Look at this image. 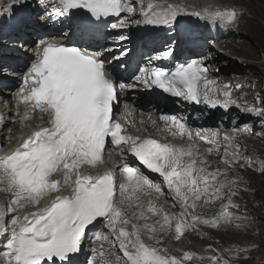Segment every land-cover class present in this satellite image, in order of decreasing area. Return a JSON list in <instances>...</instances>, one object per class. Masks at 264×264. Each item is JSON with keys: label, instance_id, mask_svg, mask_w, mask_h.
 I'll return each mask as SVG.
<instances>
[{"label": "snow or ice", "instance_id": "1", "mask_svg": "<svg viewBox=\"0 0 264 264\" xmlns=\"http://www.w3.org/2000/svg\"><path fill=\"white\" fill-rule=\"evenodd\" d=\"M27 3L11 0L7 16H15V9ZM38 3L46 22L68 29L65 37L76 39L71 46L41 41L35 62L23 76L18 98L26 106L25 118L29 109L38 111L46 114L47 125L34 127L21 136L17 147L0 155V184L5 185L12 203L35 209L10 218V235L9 218L0 212V264H73L86 240L92 245L85 264H203L205 260L235 264L240 253L249 249L218 250L208 245L206 251L213 254L207 257L187 250L177 255L173 251L180 253L181 248L173 250L169 243H182L191 234L199 235L203 227H247V216L229 210L238 209L232 198L245 183L238 171L256 166L247 144L238 138L239 129L234 127L233 134L225 132L222 137L219 131L200 137L210 145L201 148L183 116L160 117L173 136H186L179 143L129 134L114 117L121 100L118 89L154 87L187 105L226 110L235 103L230 94L214 86L209 79L213 69L200 57L177 60L172 69L138 67L130 83H118L111 62L123 61L131 50L95 44L97 25L107 18H117L110 25L117 30L131 24L174 26L185 9L167 0H147L146 5L140 0V19H129L122 15L136 13L129 0ZM186 14L229 25L239 15L234 8ZM174 51L166 50L152 60H171ZM236 107L248 115L256 111L261 128L257 135L264 139V108L254 109L248 103ZM110 151L119 155V175L105 167ZM213 155L215 161L210 159ZM88 167L104 170L96 174L82 170ZM259 168L264 169V160ZM61 174L62 181L54 178ZM62 186L70 189L68 194H57ZM44 199L47 203L41 206ZM218 202L220 210L207 218L203 210Z\"/></svg>", "mask_w": 264, "mask_h": 264}, {"label": "bare ground", "instance_id": "2", "mask_svg": "<svg viewBox=\"0 0 264 264\" xmlns=\"http://www.w3.org/2000/svg\"><path fill=\"white\" fill-rule=\"evenodd\" d=\"M31 1L33 2V4H31V5L34 6V12L37 16L36 15L33 16V13L31 12V15L28 18L24 19L22 25L17 29H11L10 27L5 26L4 23L2 24V26L5 29L0 31V43L3 42L4 44L2 43L3 45H0V47H4V49L0 50V62H3V66H7L8 70L3 73V76L0 73V83H3V82L8 83V82L12 81L13 77H15V75L12 71H15L19 68V65L16 64V62L19 60L18 57L20 58L21 56H24L18 50V48H19L18 44L17 45L13 44V42H11V40L13 38H16L17 34H20V36L17 37V39H20L22 41V45L24 46L23 48H26V46L29 45L26 34L33 37L38 32L36 27L38 25H40L41 22H43L45 24H49V25H54L50 21H47V22L45 21V19H44L45 13H44L43 9L39 6L38 0H31ZM160 1L161 0H158V2H160ZM130 2L133 3V2H135V0H130ZM144 2L147 3V0H144ZM2 3H5V0H2ZM170 3L181 5L185 9L184 14L189 19V21H188L189 23H187V29L189 30L188 31L189 33L180 35L175 40L172 41V45L174 46V49H175L174 52H176L177 55H179L181 53V51L185 52V50H187L188 48H190L189 49L190 51H193L195 49H199V52L204 53L203 59H205L210 64V66L212 67V69H213L212 73H215V69L219 65H221V63L224 60V57H227L229 55H236V57H238V58L244 57L248 60H254V59H255L254 61L258 60L259 61L258 64L260 65V67H264V61H262V57H264V27L258 26L260 24L258 21L259 16L257 17V15H256V13H258L259 9H260V8L258 9V7L259 6L264 7V0H225L222 5L219 4L221 6L217 5L219 7H217V6H216L217 8L214 7L215 8L214 10L219 9L221 11L234 8L239 14L237 20L230 25L226 24L224 22H221V23H223L224 28H231V30H233V32L231 31L232 36L230 38L225 39V40L220 39L221 41L220 40L215 41L214 37H216L218 35V33L223 31V27H218L219 32H214L213 31L214 28L212 25H210L209 27H207V25H206V24H209L210 22H206L204 19H200L196 16L186 14V13H190L193 11L202 12L205 9H207V6L199 5V3L196 0L194 2H193V0H182V2H180L179 0H172V1H170ZM191 4L196 5V8L192 7ZM209 10H213V8L209 9ZM246 10L248 12H250V16H248V17L245 16ZM260 11H261V9H260ZM34 17L36 19H34ZM0 18H4V15L0 16ZM200 20H203L205 22H203V21L198 22ZM192 21L195 22L196 25L194 23H192ZM216 25H218V24L215 23L214 26H216ZM207 28H208V31H207ZM159 29H160L161 34H163V38H165V39H160V41L163 42V44H159V47H157L156 49L162 50V49H165V47L168 46L169 43H171V41L167 39V36H164V35L169 34V32L173 29V26H165L164 28L159 27ZM197 30H198V32L193 34V32H195ZM50 31L53 33L57 32L60 35H63L65 33V32H60V30H58V29H53ZM67 31H68V29H67ZM202 31L204 32V36H203L204 39L209 38V40L211 42L208 41L209 43H206V41L201 40ZM259 32H262L261 37L259 39L251 41V39L256 37ZM135 37H137V38H135V40L131 44L132 50H137V48H140V49L148 48L146 42L144 40H140V39H142L141 36H138L137 34H135ZM72 38H75V37H72ZM210 38H212V39H210ZM247 38H248V41H247ZM7 41L10 42L11 45L6 43ZM246 41L249 43V45L251 47H252V45L255 46V48L258 47L259 53H258L257 57L255 56V54L251 53L250 51H248L246 49V46H247ZM108 42H109V44L107 47H109V48H113L114 45L119 44V42L116 39L108 40ZM206 44H210L211 46L206 45ZM183 46H184V48H183ZM213 50H214V52L210 53V51H213ZM223 51H225V52H223ZM136 58H140L139 54H136ZM241 64H244V63H241ZM2 70H3V68H2V66H0V72ZM10 70H12V71H10ZM8 74L10 75V76H8L9 78L7 77ZM222 75H225V74H222ZM262 76H264V70L263 69H254L253 73H251L247 76H243V77H241V76L235 77L233 75H228V76H224V78H223L220 75L218 77L219 89L221 92H228L230 94V98H232V99H237V100H245L246 99V100H248V104L256 105L260 102V98H259V100L256 99L257 97H259V95H257L256 97L251 96L252 95L251 89L258 88L259 86L262 85ZM4 92H6V90H3V93ZM148 102H149V98L144 97L138 104L141 108L142 106L144 107L145 103H148ZM14 108L15 107L13 104H11L9 106L6 102L4 105L2 104V106L0 105V115L3 117V123L0 124V143L2 145V148L10 147L18 139V137L22 133L29 132L30 131L29 126H31L34 123V119L31 121L30 120L26 121L25 118H21L20 120L16 119V121H15L16 123H14V121H13L14 119L11 120V118H9L10 115L15 111ZM17 108L18 107H16V110L19 112V116H20L22 108L21 107H20L21 109H17ZM232 114H234V118L236 120L235 124L230 123V118H231ZM247 115L248 114H245L244 112L240 111L237 108H235V109L231 108V113L223 114L222 121H224V122H222L221 124L214 121V117L216 116L215 114H213L212 117L209 119L208 118L202 119L201 121H198V122H194V120H192V121H190V124L194 128H197L198 130H200V133L198 135L197 134L194 135V137H195L194 142L197 146H199L201 148H207L210 145L205 144L200 139V137L211 136V134L213 132H216V131H219L221 134V137H222L225 132H228L229 134H233L234 127L236 129H239V137L238 138L241 141H243L244 144H247L248 154H250L252 156L253 162L256 166H254L253 168H245L243 170L238 171L237 174L244 180L245 183L243 185H241L242 188L240 186V191H239L240 193L238 192L239 194L237 196L233 197L232 199H233L234 203H238V202L241 203L242 199H243L242 194L244 192H246L247 190L252 189V187H250L249 189L246 188V187H248L249 182H252L254 185V189H253L251 194L253 195L254 199H255V197L260 199L263 203L262 207H264V174H262V173H264V169L259 168V162L260 161H258V159H257V151H258L257 149L262 150V148L256 144L252 143L250 140H248L247 135L244 136L242 134L243 124H241V123H242V120L247 118ZM250 117L253 118L254 116L250 115ZM156 120H157V117H153L152 119H149L148 122L152 123L153 121H156ZM11 121L13 122V126L9 132L6 130V127L8 126V124ZM21 121H23V123H21ZM159 127H160V129L158 130V133L156 132L155 129H153V131L151 132L153 137H155V138L163 137V138H166L170 142H176V143L183 142L185 140V137L181 138L179 136H173L171 134V132H169V130H167L168 127H167L165 122H160ZM148 130H150V129H148ZM9 141H10V143H8ZM2 151L3 150L0 149V154L2 153ZM210 159L215 161L217 159V157L215 155H213L212 157H210ZM116 166H118V163ZM219 166L221 168L224 167L222 164ZM244 175H247L248 177H245ZM0 197L3 200L10 199L9 198L10 194L4 190L3 184H0ZM161 202H162V200H161ZM223 202L227 203V200L225 199ZM8 203H6V201H5V206ZM43 204H45V203L41 202V206H43ZM9 207H10V203H9ZM166 207L170 208V205H166ZM216 207H218V208L220 207V202H218L214 206V208H216ZM10 209L12 210V208H10ZM32 209H34V208H32V207L28 208V210H32ZM207 209L208 208H205L203 210V212H204V215L207 218H209L208 214H209V216H210V214H212V208H210L209 210H207ZM24 211H26V210L25 209L21 210V212H23L22 213L23 215H24ZM230 211H231V208H230ZM262 211L263 210L261 209V207H258L256 209V214L259 215L262 213ZM4 214L9 218V221H10V218L14 215L13 213L8 215L9 213H5V212H4ZM235 214L238 215L239 212L235 213ZM245 215L246 214H243V216H245ZM241 230H242V227L240 229L235 230V231L231 230L230 236L232 237V239L233 238L236 239L239 237L241 238L242 232L241 233L239 232ZM204 232H205V227H203L201 229L200 233H204ZM248 233H250V232H248ZM243 234H245V233H243ZM191 235H193V234H191ZM227 236H228V234H227ZM248 237H250V236H248ZM190 238L183 240V242H187ZM245 239H246V237H245ZM183 242L181 243V242L172 241L169 243V246L173 250L176 247L181 248V252L176 253L177 255H180V254H182L183 251L186 250V245H183ZM246 242H249V240ZM247 246H249V245H243L242 244L238 247L239 248H241V247L247 248ZM256 249H257V247H256ZM82 262H83V260L81 261V264H82Z\"/></svg>", "mask_w": 264, "mask_h": 264}, {"label": "rangeland", "instance_id": "3", "mask_svg": "<svg viewBox=\"0 0 264 264\" xmlns=\"http://www.w3.org/2000/svg\"><path fill=\"white\" fill-rule=\"evenodd\" d=\"M194 1L195 0H193V2ZM196 1L199 3V5L202 6L203 0H196ZM206 1H210V0H206ZM224 1L225 0H212L211 4H209V5L207 4L205 6H207L208 10L212 9V8L214 10L215 8L221 6ZM219 4H221V5H219ZM217 5H219V6H217ZM195 6H192V7L195 8ZM259 8L261 9V11H260ZM258 9H259V12H258L259 14L256 13L257 17L259 16V20L258 21H259L260 24L258 26L259 27H264V7H260L259 6ZM217 10H219V9H217ZM226 10H230V9H226ZM222 11H224V10H222ZM181 14L183 16V13H181ZM245 16H247V17L250 16V12H248L246 10L245 11ZM201 21H203V20H200L198 22H201ZM214 24L215 23H209V24H206V25H207V27L212 25L213 28H214L213 29L214 32H219V28L218 27H223V23H221V22H217L218 25H216V26H214ZM207 31H208V28H207ZM231 31L233 32V30H231V28H224L223 27V31L218 33V35L216 37H214L215 41H218L220 39L225 40V39L230 38L232 36V32ZM261 33L262 32H259L256 37L251 39V41L259 39L261 37ZM26 36H27L28 41L31 44H33L34 41L32 40L31 36H29L28 34H26ZM202 38H203V35H202L201 39ZM172 39H175V37H173ZM210 39H212V38H210ZM247 41H248V38H247ZM247 41H246V43H247L246 49L248 51H250L251 53L255 54V56L257 57V55L259 53L258 47L255 48V46H253V45L251 47ZM206 43H209V42L206 41ZM206 45H210V44H206ZM188 52H190L191 55L192 54H195V55H198V56H202L203 55V53L199 52V49H196V50H193V51L189 50ZM211 52H214V50L210 51V53ZM223 52H225V51H223ZM224 59H225L224 63H222L221 66L217 67L219 69V71L218 72L216 71L217 72V76L221 75L223 78H224V76H228V75H233L235 77L236 76H241V77L247 76V75L253 73L254 69H263L264 70V67H260V65L258 64V62H259L258 60L254 61L255 59L254 60H248V59H246L244 57H240V58L235 57V59H234V56H232V55L224 57ZM262 61H264V57H262ZM241 63H244L245 65L241 64ZM0 66H2V68H3V70L0 72L3 75L4 71L6 70V67L3 66V64H1V62H0ZM251 66L254 67V68H252ZM222 74H225V75H222ZM263 77L264 76H262V85L259 86L258 88L251 89V94H252L251 96H255L256 97L257 95H259L260 101H264V78ZM245 102H247V101H245ZM258 104L259 105H255V106L253 105L254 109L264 108V104H262L260 102ZM14 109H15L16 112L15 113L13 112L10 115L9 118H11V120L14 119L13 121H14V123H16L15 122L16 119L20 120V118L19 117L16 118L15 115L19 114V112L16 110V108H14ZM222 115L223 114H219L215 118V120L219 124L222 122L221 121ZM251 115L254 116L253 119L255 118L254 120H256V122L252 119V117H250V115H247V118L242 120V123H241V124H243V127H242L243 128L242 129L243 132H242V134L244 136L247 135L248 140H250L252 143H254V144H256V145H258V146H260L262 148V150L257 149L258 150L257 151V159H258V161H261V160L264 159V153H263L264 152L263 151L264 150V139H261L257 135V133L261 132L260 119L257 118L255 110L252 111ZM247 120L249 121V124H248ZM234 122H235V118H233V116H232L230 118V123L235 124L236 122L235 123ZM12 126H13V122L11 121L8 124V126L6 127V130L7 131L11 130ZM245 128L248 129V132L244 131ZM8 143H10V141ZM0 145H1V143H0ZM244 176L248 177L247 175H244ZM250 187H252V189H249ZM241 188H242V186H241ZM246 188L249 189V190H247L246 192H244L242 194V197H243L242 202L241 203H239V202L235 203L236 205H238V209L237 208H231V211L234 214L239 212L238 215H240V216H243V214H246L245 216H248L247 217V222H246L247 227H243L242 226V230L239 231L240 233L242 232L241 233L242 234L241 238L239 237V238H236V239L235 238L232 239V237L230 236L231 230H233V231L237 230L234 226L232 228H227V229L225 227H220L218 229H212V228H209V227H205V232L204 233H200L199 235H196V234L189 235L188 238H190V237L191 238L187 242H183V245H186V250L194 251V252L197 253L198 256L199 255H203V256L207 257V256L213 254V253H210V252L206 251L208 245H211L213 248H216L218 250L227 249L229 247H231L233 250H235L238 246H240L242 244L243 245H249V246H247V249H249V250L240 253V257L241 258L235 259V264H264V207H262L263 206L262 201L260 199L256 198V197L254 199L253 195L251 194L253 189H254L253 183L249 182V185ZM10 202H12V200H10L9 203ZM6 203H8V202L6 201ZM9 203L5 206L4 200L0 197V212L9 213L8 215H10L11 211H12L10 208H12V207H11V205L9 207ZM258 207H261V209L263 210L262 213L259 214V215L256 214V209ZM210 208H212V214L213 215L220 210V207L219 208L218 207H216V208L209 207L207 210H209ZM212 214H210V216L208 214V217L211 218L213 216ZM235 215H237V214H235ZM247 231L250 232V233H248ZM243 233H245V234H243ZM227 234H228V236H227ZM246 234L248 236H250V237H248ZM208 237H211V239H209ZM245 237H246L247 240L245 239ZM248 240H249V242H246ZM257 245H259V247H257ZM256 247H257L258 250L256 249ZM243 248H246V247H243ZM173 254H176L175 251H173ZM197 264H200V262H197ZM203 264H208V261L205 260L203 262Z\"/></svg>", "mask_w": 264, "mask_h": 264}, {"label": "clouds", "instance_id": "4", "mask_svg": "<svg viewBox=\"0 0 264 264\" xmlns=\"http://www.w3.org/2000/svg\"><path fill=\"white\" fill-rule=\"evenodd\" d=\"M160 2H162V0L160 1ZM212 3V0H210V2L209 1H206V0H203V3H202V5L203 6H205V5H209V4H211ZM195 8H196V6H195ZM179 19H182V20H184V22L186 23V26H187V23H189L188 21H189V19H188V17L183 13V16H182V14L178 17ZM203 22H205V21H203ZM192 23H194L195 25H196V23L195 22H193L192 21ZM169 26H172V25H169ZM189 30L187 29V30H185V32H183L182 34H179L178 33V29H177V27L174 25L173 26V29L169 32V34H166L167 36H172V37H175V39L178 37V36H180V35H183V34H188L189 32H188ZM198 32V30L197 31H195V32H193V34L194 33H197ZM202 35L204 36V32L202 31ZM174 39V40H175ZM202 41H209V42H211L209 39H204V37L201 39ZM189 54H190V52H189ZM191 55V54H190ZM192 55H195V54H192ZM198 55H196V56H194V57H197ZM229 56H231V55H229ZM232 56H234V59H235V57H236V55H232ZM199 57H203V56H199ZM225 61V59L223 60V62ZM207 62V61H206ZM222 62V63H223ZM208 63V62H207ZM222 63H221V65H222ZM209 64V63H208ZM210 65V64H209ZM221 65H219V66H221ZM218 66V67H219ZM252 67V66H251ZM252 68H254V67H252ZM217 69V68H216ZM223 70V69H222ZM217 75V72L215 71V73H210L209 74V77H214V76H216ZM220 90V89H219ZM230 99H232V98H230ZM232 101H234L235 103L234 104H231L233 107H230V109H228V110H226L224 113H227V111L229 112V113H231V108L232 109H235V108H237L236 107V104H240V105H242V104H245V103H248V100H237V99H232ZM245 101H247V102H245ZM256 105H259V104H256ZM230 106V105H229ZM255 106V105H254ZM254 108V107H253ZM238 109V108H237ZM223 113V114H224ZM219 114H222V113H219ZM219 114H217L216 115V117L219 115ZM233 116V118H234V114H232L231 115V117ZM215 117V118H216ZM222 118H223V115H222ZM222 118H221V121H222ZM250 119V118H249ZM253 119V118H252ZM254 120V119H253ZM214 121H216L215 119H214ZM236 121V120H235ZM255 122H256V120H254ZM217 122V121H216ZM222 122H224V121H222ZM221 122V123H222ZM247 122H248V124H249V121L247 120ZM254 122V123H255ZM218 123V122H217ZM220 123V124H221ZM235 123V122H234Z\"/></svg>", "mask_w": 264, "mask_h": 264}]
</instances>
